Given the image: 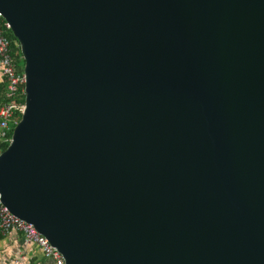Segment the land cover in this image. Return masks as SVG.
Wrapping results in <instances>:
<instances>
[{
  "label": "water",
  "instance_id": "1",
  "mask_svg": "<svg viewBox=\"0 0 264 264\" xmlns=\"http://www.w3.org/2000/svg\"><path fill=\"white\" fill-rule=\"evenodd\" d=\"M25 113L4 205L66 264H264V0H0Z\"/></svg>",
  "mask_w": 264,
  "mask_h": 264
},
{
  "label": "built area",
  "instance_id": "2",
  "mask_svg": "<svg viewBox=\"0 0 264 264\" xmlns=\"http://www.w3.org/2000/svg\"><path fill=\"white\" fill-rule=\"evenodd\" d=\"M4 29L10 30V25L0 14V72L2 78L7 81V99L9 102L0 109V155L4 152L3 145L11 142V125L16 123L17 116L25 113V104L17 103L21 96L26 99L25 84L26 76L24 69L22 73L17 72V64L12 55L11 41L4 34ZM18 125V123L16 124ZM0 230L3 235L15 231L22 235L28 244L36 245L43 254L47 264H66L63 255L40 234L33 224L15 216L10 209L4 205L0 197Z\"/></svg>",
  "mask_w": 264,
  "mask_h": 264
},
{
  "label": "crops",
  "instance_id": "3",
  "mask_svg": "<svg viewBox=\"0 0 264 264\" xmlns=\"http://www.w3.org/2000/svg\"><path fill=\"white\" fill-rule=\"evenodd\" d=\"M0 264H47V262L36 245L26 243L20 233L12 231L5 235L0 243Z\"/></svg>",
  "mask_w": 264,
  "mask_h": 264
},
{
  "label": "trees",
  "instance_id": "4",
  "mask_svg": "<svg viewBox=\"0 0 264 264\" xmlns=\"http://www.w3.org/2000/svg\"><path fill=\"white\" fill-rule=\"evenodd\" d=\"M4 34L10 39L11 41V49H12V55L14 60L16 61L17 64V72L22 73L24 69V59L23 55L21 53V49L19 46V43L17 40L14 38L11 30L4 29ZM9 102V99H7V81L5 78H2L0 81V109L3 105L7 104ZM17 103L20 104H25V98L24 97H19L16 100ZM22 117L17 116L16 117V123L11 125V133H10V139H12L13 131L15 127L17 126L16 124L21 121ZM9 147V143H6L3 145V151H6V149ZM5 235L2 234V231L0 230V243L4 240Z\"/></svg>",
  "mask_w": 264,
  "mask_h": 264
}]
</instances>
